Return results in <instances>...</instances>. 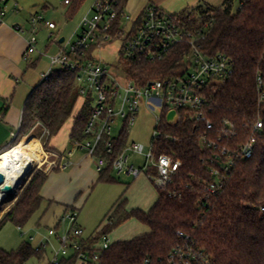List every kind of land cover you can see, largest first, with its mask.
<instances>
[{
  "label": "trees",
  "instance_id": "1",
  "mask_svg": "<svg viewBox=\"0 0 264 264\" xmlns=\"http://www.w3.org/2000/svg\"><path fill=\"white\" fill-rule=\"evenodd\" d=\"M235 2L237 9L233 13ZM172 17L188 28L213 20L203 50L208 55L221 53L229 57L233 72L209 94L205 109L209 127L205 122L182 116L172 126L162 121V130L175 140L157 142L155 155H170L181 166L168 188L157 190L158 197L152 207L146 212L138 209L128 212L124 201L119 200L104 219L105 225L99 226L87 244L109 235L125 221L136 219L148 228V233L113 243L100 254L98 264H165L172 248L180 243L177 232L188 236L210 258L211 264H264V0H224L220 7L199 5ZM140 19L141 13L137 22ZM111 35L114 41L116 31ZM183 49V46L175 48L154 64L124 65L128 67V75L137 82L173 76L180 71L178 62ZM93 50L88 52V58ZM258 75L262 80L261 90L257 88ZM76 76L75 72L55 69L46 81L39 83L24 103L18 134H27L40 123L48 133V143L71 119L69 140H82L89 117L84 113L86 101L81 102L77 93ZM77 105L79 109L75 112ZM257 121L262 123V130L253 156L238 161L219 192L204 201L202 186L210 181L206 166L209 153L201 148L199 138H215L226 130L227 123L233 126L237 142L241 143ZM126 138L124 127L112 142L110 154L104 150V143L101 144L97 156L105 159L106 167L99 173L97 183L114 182L111 163L125 147ZM23 141L37 144L33 139ZM8 153L1 155L0 160ZM47 177L37 173L22 188L0 219V231L6 223L17 228L27 224L40 207V193ZM46 255L45 250H36L23 242L14 251L0 249V264H26L31 259L43 262ZM74 263L70 260L61 264Z\"/></svg>",
  "mask_w": 264,
  "mask_h": 264
},
{
  "label": "built area",
  "instance_id": "2",
  "mask_svg": "<svg viewBox=\"0 0 264 264\" xmlns=\"http://www.w3.org/2000/svg\"><path fill=\"white\" fill-rule=\"evenodd\" d=\"M124 1L94 0L74 32L75 40L63 41L58 53L49 57L48 71L41 75L39 83L46 81L55 69L75 72V86L79 98L87 101L88 96L93 97L92 111L83 131V139L70 140L71 150L66 153V158H70L74 152L84 151L94 162L97 173L106 167L105 159L97 156V152L103 143L104 150L108 154L112 152V142L118 137L112 135L116 122L122 121L123 128L132 126L142 106L150 112H157L159 116H156L151 150L145 155V164L141 167L130 164L128 152L137 155L144 152L142 145L132 143L130 146L125 145L112 161L111 167L115 174L134 179L145 172L157 190L165 191L179 170L181 162L170 155H155L157 142L175 140L174 136L162 130V121L164 120L166 126H172L167 123L166 116L174 111L177 116L174 124L182 116L195 122H205L209 127L205 113L209 94L232 74L233 63L224 54L208 55L203 50V43L213 20L188 28L177 22L172 15L147 3L140 12V22H137V17H130L124 10ZM73 2L74 0H63L62 3L64 6H70ZM10 10L17 13L19 7L11 0H0V26L4 24ZM42 24L49 31L56 29L54 23L45 21L39 13L30 16L27 28L22 25L13 27L17 34L25 36V59L37 53L36 34L38 26ZM113 30L117 36L114 40L121 38L124 43L117 65L110 66L97 62L92 55L97 49L113 41ZM179 46L184 47L178 62V70L181 72L146 82H137L128 75V67L124 63L154 64ZM92 48L95 50L88 58V52ZM256 83L258 90H261L262 80L259 75ZM226 126V130L215 138H199L201 148L209 153L206 166L210 181L204 182L202 186L204 201L219 192L238 161L249 160L253 156L257 136L262 130V123L255 122L246 140L239 143L233 126L227 123ZM35 128L42 131L38 139L40 145L48 133L40 123H36L33 126V129ZM11 136L15 138V134ZM13 144L3 147L0 156L10 152L12 148H9ZM48 154L54 159L50 162V167L54 166L60 170L67 167L68 162L64 157L54 153ZM21 191L22 188L17 186L16 194ZM47 234V239L53 238L56 241L57 249L52 248L51 252L47 239L45 244L35 249L47 252L49 264H61L70 260H74V264H98L100 254L112 245L108 235L88 245L89 238H86L83 229L78 225V215L74 209L65 211L55 226L48 229ZM177 237L180 243L172 248L165 264H211L210 258L195 247L188 236L177 232Z\"/></svg>",
  "mask_w": 264,
  "mask_h": 264
},
{
  "label": "rangeland",
  "instance_id": "3",
  "mask_svg": "<svg viewBox=\"0 0 264 264\" xmlns=\"http://www.w3.org/2000/svg\"><path fill=\"white\" fill-rule=\"evenodd\" d=\"M62 2V0H52L48 3L46 9L38 5L28 7L21 6L22 11L19 15H13L10 10L5 18V21L8 23L14 21L19 25H23L29 20L30 15L39 13L43 16L45 21L55 24L56 29L52 32L47 31L43 24L38 26L36 34L38 43L36 48L37 53L31 55V58L35 60L31 70L36 75L45 74L48 71L49 57L58 53V49H60L62 45L58 43L61 38L64 39V42L70 39H72V41L75 40L73 38L74 32L80 21L87 15L94 0H81L75 5L71 4L70 6H64ZM124 2H126L124 10L130 17L134 18L140 14L147 3L154 2V0H125ZM236 9L237 3L235 2L232 7V12L234 13ZM123 43L124 40L121 38L114 40L102 48L97 49L92 57L97 62L106 65H117L120 60ZM80 100L81 102L83 101L82 99ZM85 104L84 113L85 115L88 114L87 116L89 117L92 111L93 97L88 96ZM78 109L79 107L77 105L75 112L78 111ZM156 116H159L157 112H150L142 106L140 107L135 123L126 128V145L130 146L132 143H135L142 145L144 148V152L141 155L127 153L130 157V164L136 167H141L145 164V155L151 150L152 136L156 127ZM71 122V119L66 122L61 133H58V137H61V134L69 128ZM122 129L123 122L117 121L112 130L113 137L116 138ZM30 131L27 134H18V131L15 132V138L10 136V140L8 144H6V146H9L11 143L13 144L15 142L9 149H13L17 145H22L33 148L34 150V152L30 153L33 166L20 181L18 185L19 188H23L37 173L47 174L49 171L53 172L47 177L43 185L42 202L39 209L32 215L27 224L22 228H17L11 223H6L4 225L0 231V249L7 252L14 251L23 242H27L33 248H36L49 240L50 251L52 252L53 249L56 250L58 247L57 243L53 238L47 239V232L48 229L55 226L62 214L69 210V208L62 205L66 202L72 205L74 204L78 215V225L83 229L84 234L89 236L93 235L98 230L99 226L103 227L105 225L104 219L107 217L110 209L119 200L124 201L125 209L128 212L136 209L143 211L148 209V207L150 209L156 201L158 197L157 189L147 178L145 172H142L136 179L126 175H117L112 172L111 176L114 180L113 183L102 184L97 183L95 180L94 183L87 185L82 181L80 173H74V175L70 176L68 175L69 169L59 170L54 166L50 167L49 164L53 162L54 159L49 157L48 153L54 152H50L48 148L47 137L41 140L39 146L37 144L33 145L32 141L25 143L23 140L26 139L38 141L40 132L34 130L31 133ZM2 149L3 148H1L0 151ZM40 150L43 151L41 158ZM69 150H71L70 143L67 147V151ZM41 163H43V165H40ZM78 183L80 184L78 185ZM77 186L80 192L75 194L73 192L76 190ZM13 204H3L0 207V219L8 212V209H10ZM146 230L147 227L136 219H129L111 231L109 240L111 244L125 241L144 234ZM48 260V255H46L43 262L31 259L26 264H49Z\"/></svg>",
  "mask_w": 264,
  "mask_h": 264
},
{
  "label": "crops",
  "instance_id": "4",
  "mask_svg": "<svg viewBox=\"0 0 264 264\" xmlns=\"http://www.w3.org/2000/svg\"><path fill=\"white\" fill-rule=\"evenodd\" d=\"M51 1L52 0H11V2L16 3L19 7V11L17 13L12 12V14L19 15L22 11L21 6L28 7L38 5L43 6L46 9L48 3ZM223 2L224 0H154V2L149 3L169 15H178L185 10L196 8L199 5L220 7ZM75 3L77 2H73L72 4ZM125 4L126 2H124V5ZM15 25L19 24L14 21L10 23L5 21L4 24L0 26V149L5 147L10 140V136L18 131L24 103L31 91L39 84L40 77L42 75H36L31 70L35 61L31 58V56L25 59L24 54L26 50V39L25 36L19 35L13 30ZM22 26L27 28L28 21H26V23ZM34 130H38L40 132L38 137L39 139L42 133L41 129L32 128L30 132L32 133ZM69 130L70 126L67 130H65V132H63V134H61V137H58L57 135L51 138L47 143L48 148L50 152H54V154L64 157V160L68 162L67 168L64 169H69L68 175L72 176L74 173H80L82 181H84L87 185L92 184L95 180L97 181L99 173H97L95 169L94 162L87 157L86 153L83 151H77L72 153L70 158H66V153L68 152L67 147L70 143ZM61 131L59 133H61ZM36 142L39 146L38 141ZM40 151L41 158L43 151ZM63 163L64 161L61 164ZM40 165L43 164L41 163ZM51 172L53 171H49L47 175L49 176ZM79 184L80 183H78V185ZM78 188L79 187L77 186L73 193L77 194L80 192L78 191ZM40 195L42 197V190ZM62 205L66 206V208L76 210L74 204L72 205L66 202ZM148 210L149 207L143 211L146 212ZM146 233H148V228L144 234ZM85 236L86 238H89L91 235ZM133 238L135 237H132V239Z\"/></svg>",
  "mask_w": 264,
  "mask_h": 264
},
{
  "label": "bare ground",
  "instance_id": "5",
  "mask_svg": "<svg viewBox=\"0 0 264 264\" xmlns=\"http://www.w3.org/2000/svg\"><path fill=\"white\" fill-rule=\"evenodd\" d=\"M33 149L17 145L11 152L4 155L0 160V171L4 176L5 183L15 187L29 172L33 166L30 153ZM33 156V155H32ZM4 194L0 192V202Z\"/></svg>",
  "mask_w": 264,
  "mask_h": 264
},
{
  "label": "water",
  "instance_id": "6",
  "mask_svg": "<svg viewBox=\"0 0 264 264\" xmlns=\"http://www.w3.org/2000/svg\"><path fill=\"white\" fill-rule=\"evenodd\" d=\"M63 41H64V39L61 38L59 40V44H62ZM176 117L177 116H176V113L174 111L169 112L166 116L167 123L170 125H173L176 121ZM18 184L15 187H12L11 185L5 183L4 176L0 172V192L4 194V197L1 200L0 205H3L5 203L10 204V203L14 202L16 195H17L15 192V189L17 188Z\"/></svg>",
  "mask_w": 264,
  "mask_h": 264
}]
</instances>
